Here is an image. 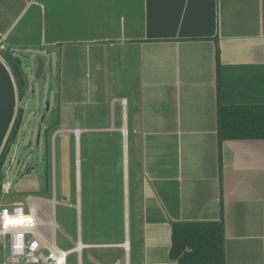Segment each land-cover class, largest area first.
Returning a JSON list of instances; mask_svg holds the SVG:
<instances>
[{"label":"crops","instance_id":"0c3cea01","mask_svg":"<svg viewBox=\"0 0 264 264\" xmlns=\"http://www.w3.org/2000/svg\"><path fill=\"white\" fill-rule=\"evenodd\" d=\"M0 41L22 70L57 57L41 129L70 145L72 220L44 183L10 203L36 209L44 252L176 264L172 223L221 221L225 264H264V140L217 134L218 99L264 100V0H0ZM23 100L0 55V155Z\"/></svg>","mask_w":264,"mask_h":264},{"label":"rangeland","instance_id":"374dc122","mask_svg":"<svg viewBox=\"0 0 264 264\" xmlns=\"http://www.w3.org/2000/svg\"><path fill=\"white\" fill-rule=\"evenodd\" d=\"M35 68L33 63H23L28 77V89L25 88L24 92L23 119L19 132L1 168L3 180L11 183V191L0 196V204L11 208L10 203L23 198L26 193L42 191L47 173L49 194L46 195L52 197L55 193L56 223L66 231L72 220L68 209L64 207V203L72 198L70 145L66 144V149L62 151L60 143H54L50 135L46 139L41 129L55 109L57 57L43 61V71L39 78L35 76ZM29 168L31 170L27 173ZM62 244L61 232L57 231V246L62 248Z\"/></svg>","mask_w":264,"mask_h":264},{"label":"trees","instance_id":"16d2710c","mask_svg":"<svg viewBox=\"0 0 264 264\" xmlns=\"http://www.w3.org/2000/svg\"><path fill=\"white\" fill-rule=\"evenodd\" d=\"M5 59L15 76L19 97L23 98L25 82L18 60L8 52H3ZM216 75L219 79L222 66L219 49L215 54ZM22 110L18 114L4 151L0 155V196L3 177L1 168L8 149L15 141L21 124ZM217 134L220 142L226 140H264V100L253 103L231 104L218 99ZM44 184L48 187L47 173ZM169 257L176 264H225L224 227L221 221L212 222H176L171 224V245Z\"/></svg>","mask_w":264,"mask_h":264},{"label":"built area","instance_id":"2783aa9c","mask_svg":"<svg viewBox=\"0 0 264 264\" xmlns=\"http://www.w3.org/2000/svg\"><path fill=\"white\" fill-rule=\"evenodd\" d=\"M6 51V47L0 41V55ZM11 191V183L9 181H3L1 184V193L2 195L9 194ZM4 209L8 210L9 215H16L17 209H23V212L27 214L24 210V207L20 204H15L11 206V208L1 207L0 213L3 212ZM2 223V221H0ZM37 225L34 229L28 230L26 234L22 237L24 243L23 254H18L16 250L13 248V244L15 243L16 235L20 232H24V229H10L7 235H0V247L3 250H7L8 256L5 257L3 264H34V258L38 261V264H52V261L47 260L46 258L50 253L56 252L57 250H48L44 252V245L41 241L39 235L37 234ZM33 241H36L37 247L34 251H31L30 246ZM66 252V251H64ZM67 253V252H66ZM59 254V253H57ZM68 255V253H67ZM67 261V256H66Z\"/></svg>","mask_w":264,"mask_h":264},{"label":"clouds","instance_id":"9594fccd","mask_svg":"<svg viewBox=\"0 0 264 264\" xmlns=\"http://www.w3.org/2000/svg\"><path fill=\"white\" fill-rule=\"evenodd\" d=\"M0 235H7L10 229H24V232H20L16 235L15 243L13 248L18 254H23L24 243L22 237L26 234L28 230L34 229L37 225L36 209L32 208L27 214L23 212V209H17L16 215H9L8 210L4 209L0 213ZM37 247L36 241H33L30 249L34 251ZM59 253V254H57ZM67 253L63 250L57 249L56 252H52L46 258L52 261V264H66ZM34 264H38L36 258H34Z\"/></svg>","mask_w":264,"mask_h":264},{"label":"water","instance_id":"95a60500","mask_svg":"<svg viewBox=\"0 0 264 264\" xmlns=\"http://www.w3.org/2000/svg\"><path fill=\"white\" fill-rule=\"evenodd\" d=\"M34 62H36L35 76L37 78H39L42 74V71H43V61L40 57L37 56V57H35ZM22 73H23V79L25 82V87H26V89H28V77L25 74L24 70H22ZM22 102L24 103V100ZM29 172H30V170L28 169L27 173H29Z\"/></svg>","mask_w":264,"mask_h":264}]
</instances>
